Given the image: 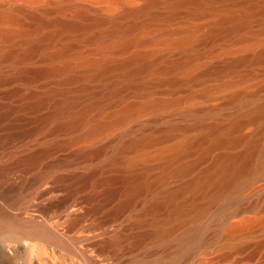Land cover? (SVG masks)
<instances>
[{
	"label": "bare ground",
	"instance_id": "1",
	"mask_svg": "<svg viewBox=\"0 0 264 264\" xmlns=\"http://www.w3.org/2000/svg\"><path fill=\"white\" fill-rule=\"evenodd\" d=\"M25 1L36 4L42 0ZM70 1L55 0L41 13H31L33 23L30 26L22 23L19 18L23 13L21 7L13 5L0 8V83L8 81L1 77L3 70L8 67L17 69L41 55L46 67L27 70L29 75L23 80L33 82L56 79L55 88L36 98L34 107L50 105L52 111L47 118L44 117V123L57 116H65L64 121L60 119L55 125L58 131L81 126L87 122L90 114L100 115L105 109H112L114 104L125 100L128 94L145 97L159 91L162 86L176 88L183 86V83L200 80L202 76H192L191 71L201 65L205 57L214 56L213 47L217 44L221 45L222 52H230L237 45L240 51L246 53L224 66L214 65L206 71L207 76L235 75L215 88V93H226L232 102H241L246 87L256 84L258 77L250 68L264 64V49L251 54L256 46L264 44V0H101L108 11L121 10L112 16H102L98 13L90 15L89 10L81 9L73 12L71 19L46 18L52 12H71ZM131 2L140 4L137 7L127 6ZM205 18L212 20L205 27L197 24V21ZM254 25L259 26V29L252 30ZM52 47L56 49L49 51ZM211 92L209 88L204 89V95H210ZM20 95L24 98L34 96L30 92ZM199 97L156 98L141 104L126 103L105 119L95 121L86 133V137H98L107 132L119 135L118 128L142 113L158 115L168 109H179L184 103L188 104V113L194 114L196 119L194 124H176L154 133L126 137L124 143L116 148V156L110 163L113 168L132 172L123 177L110 178L112 184L124 185L129 195L114 210V216L117 217L132 206L138 195L157 185H167L171 180L193 172L200 164L211 159L201 174L155 197L148 204L145 214L150 221L162 209L169 213L164 226L154 231L157 240L166 239L179 224L202 218L201 215L206 216V206L226 195L243 174L249 173L254 161L260 158L264 125L247 135H242L241 130L264 121V104L256 105L221 125L203 121L202 110L196 108ZM255 97L256 93L251 92L248 99L253 101ZM192 132H195L193 137L190 135ZM240 146L243 150L238 154L218 153L212 157L214 152L223 148ZM100 152L102 150L95 151L96 156ZM121 155L126 157L121 159ZM188 155L195 156V159L188 161ZM39 160V156H36L33 162ZM154 161L161 174L151 180V167L148 164ZM55 191L53 188L42 192L37 199ZM117 195L118 189H107L104 202L111 201ZM68 201L45 207L42 215L46 223L26 217L27 208L18 215L1 217L0 234L18 232L31 249L39 248V242L46 240L63 245L64 237L50 228L53 225L47 224L52 221L55 223L56 218L79 206L69 204ZM52 207L57 209L50 214ZM82 221L84 217H76L69 230H76ZM97 223L89 227L90 233L105 231L108 222ZM147 235H151V232ZM97 249L95 257H89L85 251L80 252L85 264H115L118 261L115 250L107 243L100 242ZM43 250L47 251L46 248ZM31 258L37 261V258Z\"/></svg>",
	"mask_w": 264,
	"mask_h": 264
},
{
	"label": "rangeland",
	"instance_id": "2",
	"mask_svg": "<svg viewBox=\"0 0 264 264\" xmlns=\"http://www.w3.org/2000/svg\"><path fill=\"white\" fill-rule=\"evenodd\" d=\"M54 1L42 0L29 4L25 0H0V8L13 5L21 7L23 13L19 18L22 23L30 26L33 23L30 14L41 13ZM139 4L140 2H131L127 3V6L137 7ZM70 6L71 12H52L46 18L71 19L73 12L81 9L89 10L90 15L98 13L102 16H112L121 10L108 11L101 0H71ZM211 20L212 18L201 19L197 24L205 27ZM251 29L258 30L259 26L254 25ZM262 42L264 43V36ZM55 49L52 47L49 51ZM198 49L203 51L202 47ZM262 49L264 44L256 46L251 54L254 55ZM213 50L214 56L205 57L201 65L191 71L192 76H202L200 80L183 83V86L176 88L162 86L159 91L145 97L128 94L125 100L114 104L112 109H105L100 115L90 114L87 122L71 130H56L55 125L61 120L64 121L65 116H57L44 123L52 111L49 104L40 108L34 107L36 98L55 88L56 79L33 82L23 80L29 75L27 70L46 67L41 55L17 69L8 67L3 70L1 77L8 81L0 83V218L18 215L27 208L26 217L46 223L42 215L45 207L68 200L69 204L79 206L56 218L55 223L52 221L47 224L53 225L50 228L57 230L56 232L64 237V247L57 241L46 240L39 242V248L31 249L18 232L0 234V264H52L55 260L57 261L54 264H85L80 252L85 251L89 257H95L100 242L107 243L115 250L118 255L115 264H264V140L260 158L256 157L254 163L252 162L249 173L243 174L237 180L239 183L236 181L220 200L211 203L212 206L207 205L206 216L201 215L202 218L179 224L176 230L171 231L169 237L159 241L154 236V231L164 226L169 219V213L165 209L156 212L152 222L145 214L148 204H151L155 197L176 189L201 174L211 159L200 164L193 172L171 180L167 185H157L138 195L132 206L117 217L114 216V210L123 204L129 195L124 185L112 184L110 180L112 177H123L132 172L113 168L110 163L116 156V148L124 143L126 137L154 133L176 124H194L196 119L194 114L188 113V104L184 103L179 109H168L158 115L142 113L138 118H131L118 128L119 135L107 132L98 137H86L88 128L95 121L105 119L126 103L141 104L156 98L200 96L196 108L202 110L203 121L221 125L227 124L256 105L264 104V64L250 68L258 78L256 84L246 87L241 102H232L226 93H215L218 85L235 75L207 76L208 68L214 65L224 66L246 53L240 51L237 45H234L230 52H222L220 44L215 45ZM174 55L177 57L178 53ZM205 88L212 90L210 95H204ZM23 92H30L34 96L24 98L20 95H24ZM251 92L256 93L253 101L248 99ZM262 125L264 121L248 125L241 130V134H251ZM190 135L193 137L195 132ZM102 144L106 146L102 147ZM96 148L102 150L98 156L95 151L101 150ZM242 150V146L223 148L214 152L212 157L218 153L234 155ZM36 156H39L40 160L34 163ZM125 157L120 156L121 159ZM186 159L192 161L195 156L188 155ZM148 165L151 167L149 178L154 180L161 174V170L155 161ZM53 188L56 189L55 192L37 199L40 193ZM107 189H118V195L105 203ZM56 209L52 207L50 214ZM78 216L84 217V221L76 230H69ZM98 221L108 222L105 231L90 233L89 227L96 226ZM150 232L151 235H147ZM71 242L73 244H70ZM42 246H46V250L50 248L44 252ZM230 253L233 255L229 256ZM35 255L37 257H34ZM31 256L37 258V261Z\"/></svg>",
	"mask_w": 264,
	"mask_h": 264
}]
</instances>
